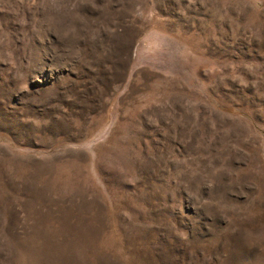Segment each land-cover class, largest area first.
Returning a JSON list of instances; mask_svg holds the SVG:
<instances>
[{"label": "rangeland", "instance_id": "1", "mask_svg": "<svg viewBox=\"0 0 264 264\" xmlns=\"http://www.w3.org/2000/svg\"><path fill=\"white\" fill-rule=\"evenodd\" d=\"M0 264H264V0H0Z\"/></svg>", "mask_w": 264, "mask_h": 264}]
</instances>
